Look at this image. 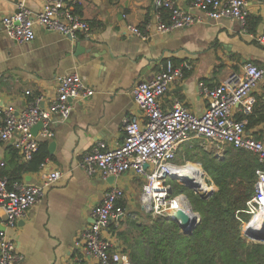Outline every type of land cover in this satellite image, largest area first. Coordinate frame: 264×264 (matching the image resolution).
<instances>
[{
    "label": "crops",
    "instance_id": "crops-1",
    "mask_svg": "<svg viewBox=\"0 0 264 264\" xmlns=\"http://www.w3.org/2000/svg\"><path fill=\"white\" fill-rule=\"evenodd\" d=\"M45 1L0 0V108L13 106L21 112L39 98L41 106L48 108L58 94L60 80L71 74L84 78L95 94L89 100L71 101L68 120L53 118L52 139L38 136L40 145L47 144L45 171H60L63 177L6 232L23 258L18 264H96L94 258L76 248L80 233L93 224L94 209L113 186L125 193L126 215L134 214L136 219V214H143L140 192L144 179L131 172L113 181L100 174L89 176L80 167L84 156L98 145L114 149L124 142L125 118L139 114L134 90L139 83L152 81L168 61L189 63L192 70L160 99L166 113L179 103L202 115L208 103L199 92L200 84L218 87L247 63L264 68V45L258 41L264 38V0H246V25L236 20H208L202 12L191 9V0H175L177 7L191 11L200 22L170 34L157 32L158 10L153 0H80L72 9L90 25V36L77 35L70 40L38 27L35 40L29 44L9 39L4 18L18 12L21 3L39 13ZM128 26L144 32L151 26L148 39L131 36ZM247 103L252 112L264 104V84ZM240 116H246L243 108H234L233 118ZM246 133L264 141V125L251 130L246 127ZM202 144L195 141L194 147L216 153L215 146ZM10 147L14 148L12 143L0 142V163L8 160ZM22 182L40 184L41 170L23 175ZM4 222L5 213L0 208V230H5ZM110 229L104 237L118 241Z\"/></svg>",
    "mask_w": 264,
    "mask_h": 264
},
{
    "label": "built area",
    "instance_id": "built-area-1",
    "mask_svg": "<svg viewBox=\"0 0 264 264\" xmlns=\"http://www.w3.org/2000/svg\"><path fill=\"white\" fill-rule=\"evenodd\" d=\"M78 3L80 0H46L39 13L32 12L21 3L18 12L4 18V31L19 45L33 42L38 27L73 39L77 35L90 36V25L73 12L72 6ZM153 3L158 10L156 28L160 34H170L200 22L191 11L177 7L175 0H153ZM191 9L202 12L208 20H236L242 25H246L249 14L246 0H191ZM163 10L169 12L168 22L162 18ZM150 27L147 26L146 32L135 26H128L127 30L131 36L146 41ZM258 41L264 45V38H258ZM190 70L192 66L189 63L175 65L168 61L152 81L139 83L134 90L139 114L125 118L124 142L114 149L98 145L84 156L80 164L87 175L100 174L104 180L130 172L143 178L141 206L145 213L154 217L173 215L184 207L181 206L182 201L186 207L189 206L184 195H173L169 181L172 175H178L176 170L191 164L188 161L179 164L178 159L183 147L193 149L195 141L215 146L217 157H223L226 146L251 151L264 165V141L248 136L247 122L233 118V109L237 107H242L245 115L252 113L247 101L264 84V68L247 63L239 73H232L218 87L200 84L199 92L208 103L202 115L194 114L179 103L170 112H164L160 99ZM94 94L84 78L71 74L60 80L58 94L48 108L41 106V98L21 112L13 106L0 108V142L12 143L24 162L32 160L40 147L38 136L54 137L53 118L59 117L62 122L68 120L72 111L71 101L89 100ZM39 124L42 127L35 135L33 129ZM2 167L4 164L0 163V170ZM202 176L203 179L208 177L204 171ZM62 177L60 171L46 172L45 164L41 167V183L38 185L18 182L11 186L7 178L0 176V208L5 213V230H0V264H18L23 260L6 230L14 228L28 210L44 198L46 190ZM124 198V191L113 186L94 209L93 224L78 237L76 248L94 258L96 264H133L117 240L103 235L113 224L118 227L125 218L126 209L120 204ZM242 212L250 216L249 222H242L238 212L237 218L243 224V237L256 243L245 233L249 228L256 232L264 228V221L262 225L257 223L259 218L264 220V170L257 171L255 194Z\"/></svg>",
    "mask_w": 264,
    "mask_h": 264
},
{
    "label": "trees",
    "instance_id": "trees-1",
    "mask_svg": "<svg viewBox=\"0 0 264 264\" xmlns=\"http://www.w3.org/2000/svg\"><path fill=\"white\" fill-rule=\"evenodd\" d=\"M161 13L164 21L169 18L168 11ZM237 121H246L248 130L264 125V104ZM8 154L0 176L7 178L11 186L22 182L23 175L38 173L49 157L45 143L28 162L13 147ZM183 161L201 165L209 186L216 188L209 198L188 193L194 211L201 216V224L192 236H185L177 223L165 217L146 213L136 214L134 219V214H128L118 227L113 224L110 229L124 253L133 264H264V244L248 242L242 234V222L250 220L242 211L255 194L257 171L264 170L259 157L233 146L225 147L223 157L194 147L186 149ZM120 204L126 207L124 201ZM238 212L242 222L237 218Z\"/></svg>",
    "mask_w": 264,
    "mask_h": 264
},
{
    "label": "water",
    "instance_id": "water-1",
    "mask_svg": "<svg viewBox=\"0 0 264 264\" xmlns=\"http://www.w3.org/2000/svg\"><path fill=\"white\" fill-rule=\"evenodd\" d=\"M68 38L70 40H73V38L70 36ZM77 49H78L77 53L82 52L79 44H77ZM41 127L42 124H39L33 129L35 135L38 134ZM145 167L148 168V165H146ZM110 180L113 181L114 177L110 178ZM171 181L181 182L184 185V187L192 189L196 194H200V196L203 198H209L214 193V191L212 190L209 193L205 191L202 192L204 194H201L200 187L195 183V181L192 178L189 179V177H186L185 175H172ZM189 210L190 211L186 213L185 210L180 209L176 211L173 215L165 217L167 220L177 223L181 229L182 234L185 236H192L194 230L202 222L201 216L194 211L190 203H189ZM189 213H192L194 218H192ZM245 234L249 239H251L256 243H260V244L264 243V228L261 232H256L253 229L249 228Z\"/></svg>",
    "mask_w": 264,
    "mask_h": 264
},
{
    "label": "bare ground",
    "instance_id": "bare-ground-1",
    "mask_svg": "<svg viewBox=\"0 0 264 264\" xmlns=\"http://www.w3.org/2000/svg\"><path fill=\"white\" fill-rule=\"evenodd\" d=\"M175 172L178 175H185L186 177H189V179L192 178L195 181V183L200 187V192L208 191V187H207V185L203 179V176H202L203 174L200 172V170L195 165L190 164L189 166H187L185 168L178 169ZM184 202H185V200H184ZM181 206H184L181 209L185 210L186 213L190 211L189 206L186 207L185 203H183V201L181 203ZM189 214L191 215L192 218H194L192 213H189ZM263 221L264 220L262 218H259L257 223L259 225H262Z\"/></svg>",
    "mask_w": 264,
    "mask_h": 264
},
{
    "label": "rangeland",
    "instance_id": "rangeland-1",
    "mask_svg": "<svg viewBox=\"0 0 264 264\" xmlns=\"http://www.w3.org/2000/svg\"><path fill=\"white\" fill-rule=\"evenodd\" d=\"M186 149H187V146L183 147V150L179 154V159H178V163L179 164H182V165L185 164V162L183 161V158L186 155ZM191 164L196 165L197 167H200L199 164H196V163H191ZM204 181H205V183H206V185L208 187V191L207 192L208 193L211 192L213 186H209V184H208L209 178L208 177H206V178L204 177ZM169 185L174 188V191H175L174 196L177 197V196H180V195H184L186 197V199L189 201L190 205H192V204H191V202H190V200L188 198V193H193L195 195H199L200 196V194H196L192 189L184 187V185L181 182H179V181H169ZM183 187L185 188L186 191L183 189ZM213 189L216 190L215 187ZM140 193L142 194V192H140ZM200 193L204 194L202 192H200ZM143 214H146V213L143 212ZM143 214H140V215H143Z\"/></svg>",
    "mask_w": 264,
    "mask_h": 264
}]
</instances>
